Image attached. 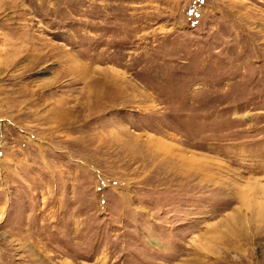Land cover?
I'll use <instances>...</instances> for the list:
<instances>
[{
    "label": "rangeland",
    "instance_id": "1",
    "mask_svg": "<svg viewBox=\"0 0 264 264\" xmlns=\"http://www.w3.org/2000/svg\"><path fill=\"white\" fill-rule=\"evenodd\" d=\"M0 264H264V0H0Z\"/></svg>",
    "mask_w": 264,
    "mask_h": 264
}]
</instances>
